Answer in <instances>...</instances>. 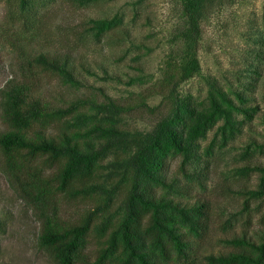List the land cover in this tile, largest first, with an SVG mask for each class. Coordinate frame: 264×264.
I'll return each instance as SVG.
<instances>
[{
	"label": "rangeland",
	"instance_id": "obj_1",
	"mask_svg": "<svg viewBox=\"0 0 264 264\" xmlns=\"http://www.w3.org/2000/svg\"><path fill=\"white\" fill-rule=\"evenodd\" d=\"M34 1L37 12L24 20L17 0H0V89L11 79L24 81L29 95L50 107L89 96L129 104L133 109L116 123L127 134L149 131L167 115L171 97L191 115L209 109L223 93L232 101L233 126L217 117L196 137L184 160L180 155L169 158L167 170L175 183L165 195L182 203L195 197L208 201L207 225L188 241L190 264H212L207 256L231 255L244 245L241 240L264 237V193L251 194L264 172V0L206 1L195 43L183 36L191 12L182 8V0ZM114 16L118 25L89 30V20ZM194 51L198 69L172 96L147 90ZM39 53L66 57L63 72L28 65ZM238 93L251 114L238 110ZM87 204L88 199L76 200L62 214L78 213ZM0 218L5 222L0 264H54L38 247V222L1 166ZM179 231L184 233L185 227ZM94 246L90 237L86 248Z\"/></svg>",
	"mask_w": 264,
	"mask_h": 264
},
{
	"label": "trees",
	"instance_id": "obj_2",
	"mask_svg": "<svg viewBox=\"0 0 264 264\" xmlns=\"http://www.w3.org/2000/svg\"><path fill=\"white\" fill-rule=\"evenodd\" d=\"M17 1L24 20L37 12L34 0ZM206 1L212 3L182 0V8L191 12L183 36L193 43L198 39L197 20ZM88 23L89 30L102 31L104 26L118 25L120 19L114 16ZM194 55L195 51L189 60L166 70L147 90L155 88L172 96L175 87L198 69ZM67 62L61 54L39 53L27 64L63 72ZM26 84L11 79L0 89L4 126L0 166L38 222V247L54 264H94L90 256L106 264H190L193 251L188 241L204 231L208 201L195 197L191 203H182L167 197L166 191L175 183L167 163L175 155L184 160L196 137L217 117L231 124L235 119L232 101L222 93L209 109L188 115L171 97L167 115L149 131L127 134L116 123L133 109L129 104L89 96L74 98L64 107H50L39 97H31ZM237 99L242 104L238 110L251 114L240 93ZM55 123L60 127L52 129ZM183 160L180 171L184 174ZM259 182L258 189L251 192L255 196L264 193V172ZM85 199L90 205L80 212L62 214L76 200ZM180 226L185 227L184 233ZM4 230L0 218V232ZM90 237L95 243L91 251L86 248ZM241 241L244 245L231 255L206 259L212 264H264V237Z\"/></svg>",
	"mask_w": 264,
	"mask_h": 264
}]
</instances>
